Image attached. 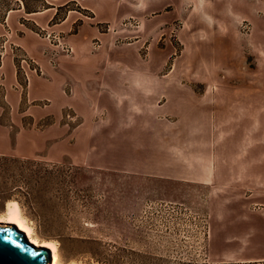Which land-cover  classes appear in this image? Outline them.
<instances>
[{"label": "crops", "instance_id": "obj_1", "mask_svg": "<svg viewBox=\"0 0 264 264\" xmlns=\"http://www.w3.org/2000/svg\"><path fill=\"white\" fill-rule=\"evenodd\" d=\"M219 1L0 0V40L7 38L4 44L40 69L27 79L29 103H44L42 111L57 115L54 125L60 126L64 110L76 114L77 140L85 134L84 145L90 151L95 147L94 153L84 155L88 168H99L98 163L106 161L112 171H127L129 165L152 177L212 185L217 177L216 152L234 140L233 157L228 158L225 150L224 161L234 164L229 165L235 179L246 178L247 185L240 186L243 191L235 193L234 217L249 247L213 258L262 262L264 246L254 251L252 243L264 240V149L258 142V130H264V90H213L203 85L198 93L188 84L210 82ZM129 20L135 26L123 27ZM179 21L185 50L196 51L185 62L199 73L197 77L160 75L173 55L170 38ZM45 35L61 37L72 54L53 55L57 48ZM94 41L99 47L93 46ZM144 47L150 50L147 60L139 55ZM0 72L6 86L21 98V92L14 90L21 88V82L13 57L0 61ZM18 106L19 102L10 108L18 111ZM216 108L225 109L217 112L226 116L225 122L212 120ZM100 145L108 147L103 157ZM136 162L137 166L132 164ZM223 202L230 204L232 199L225 195L219 199Z\"/></svg>", "mask_w": 264, "mask_h": 264}, {"label": "rangeland", "instance_id": "obj_2", "mask_svg": "<svg viewBox=\"0 0 264 264\" xmlns=\"http://www.w3.org/2000/svg\"><path fill=\"white\" fill-rule=\"evenodd\" d=\"M217 6L210 82H186L198 93L203 85L213 90H264V0H220ZM183 28L182 21L175 26L170 38L173 55L160 71L162 77L199 75L185 62L196 51L185 50L179 38ZM163 38L161 49L165 47ZM4 42L7 38L0 40V61L14 58L21 82V88L14 90L21 92V98L6 86L0 72V154L4 155L0 156V216L7 214L9 202H16L33 236L39 231V219L22 197L28 185L40 205L38 211L44 212V221L61 227V247L55 240L48 241L54 243L64 264H264L213 258L249 247L242 225L234 217L235 193L243 191L240 186L247 185L246 178L235 179L233 166L230 168L234 164L224 161L225 150L228 158L233 157L234 140L216 152L217 177L212 185L152 177L129 165L127 171H112L106 161L99 162V168H88L83 165L84 155L94 153L95 147L90 151L84 145L85 134L77 140L78 117L66 109L60 126L54 125L57 115L42 111L44 103L28 102L25 89L30 64L21 63L26 56ZM146 47L139 52L142 60L149 58ZM52 54L64 55L59 49ZM17 102L18 111H12L10 105ZM223 110L216 108L212 120L225 122L226 116L217 113ZM258 131L259 149H264V130ZM99 150L103 157L108 147L100 145ZM224 189L231 193L225 194ZM225 195L232 203H219ZM263 246L264 240L252 243L254 251Z\"/></svg>", "mask_w": 264, "mask_h": 264}, {"label": "water", "instance_id": "obj_3", "mask_svg": "<svg viewBox=\"0 0 264 264\" xmlns=\"http://www.w3.org/2000/svg\"><path fill=\"white\" fill-rule=\"evenodd\" d=\"M0 264H51V252L31 245L17 226L0 225Z\"/></svg>", "mask_w": 264, "mask_h": 264}, {"label": "bare ground", "instance_id": "obj_4", "mask_svg": "<svg viewBox=\"0 0 264 264\" xmlns=\"http://www.w3.org/2000/svg\"><path fill=\"white\" fill-rule=\"evenodd\" d=\"M7 214L0 216V225L3 226H17V230L23 235H26L29 243L36 248H47L51 252V264H64L59 261L56 253V246L51 241H40L33 236L31 228L22 218L18 204L16 202H9L7 204Z\"/></svg>", "mask_w": 264, "mask_h": 264}, {"label": "trees", "instance_id": "obj_5", "mask_svg": "<svg viewBox=\"0 0 264 264\" xmlns=\"http://www.w3.org/2000/svg\"><path fill=\"white\" fill-rule=\"evenodd\" d=\"M22 197L23 199H25L26 203V207L28 208V210L33 213V215L35 217H37L39 220L36 223V226L39 228L38 232H35L34 237H36L37 239H43V240H55L57 241L59 248L61 247V245L63 244L64 240L62 239V237L60 236V226H55V225H49L46 221H44L43 219V211H38V207L40 205H37V199L36 197L32 196L31 190L29 188L28 185L25 186V190L22 193ZM6 199L10 200V196L6 197ZM57 257L59 259V261L61 262H66L65 259L60 255V253H57Z\"/></svg>", "mask_w": 264, "mask_h": 264}, {"label": "built area", "instance_id": "obj_6", "mask_svg": "<svg viewBox=\"0 0 264 264\" xmlns=\"http://www.w3.org/2000/svg\"><path fill=\"white\" fill-rule=\"evenodd\" d=\"M123 27H134L135 26V22L133 20H129V21H125L122 24ZM104 29L106 31L109 30V27H104ZM46 39L52 41L50 44L53 46V44H55V47L57 49H59V51L64 54L65 56H70L72 54V48L65 44L64 42H62V38L59 36H50V35H45ZM93 46L99 47V41H94ZM21 63L25 64L26 66L28 64H30L31 67V71L34 73H40V69L39 67L36 65V63L32 60H29V62L26 61L25 58H22ZM26 75V73H25Z\"/></svg>", "mask_w": 264, "mask_h": 264}]
</instances>
